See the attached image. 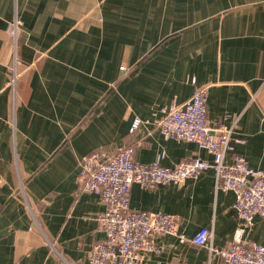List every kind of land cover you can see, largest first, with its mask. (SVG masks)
I'll list each match as a JSON object with an SVG mask.
<instances>
[{
    "label": "crops",
    "instance_id": "0c3cea01",
    "mask_svg": "<svg viewBox=\"0 0 264 264\" xmlns=\"http://www.w3.org/2000/svg\"><path fill=\"white\" fill-rule=\"evenodd\" d=\"M14 15L24 25L13 90ZM199 86L208 120L227 115L243 139L234 153L264 170V0H0V264H90L104 205L76 176L95 149L129 145L136 160L165 166L211 162L156 125ZM234 201L212 168L180 185L132 184L130 207L175 214L186 238L162 237L145 264H223L190 239L206 227L226 245L243 226ZM243 227L244 240L264 246V216Z\"/></svg>",
    "mask_w": 264,
    "mask_h": 264
},
{
    "label": "built area",
    "instance_id": "2783aa9c",
    "mask_svg": "<svg viewBox=\"0 0 264 264\" xmlns=\"http://www.w3.org/2000/svg\"><path fill=\"white\" fill-rule=\"evenodd\" d=\"M23 21L16 15L7 23L12 57L11 89L19 76V33ZM207 86L194 89L182 103H171L161 111L156 125L165 138L189 141L205 150L211 162L198 155L185 157L173 166L162 165L159 159L144 163L134 158V149L121 145L114 150L99 148L81 157L76 176L81 189L95 193L104 205L95 216L104 238L95 243L88 253L90 264H145L152 255L163 251L160 239L166 235L186 241L179 230L175 214L148 212L132 209L129 205L131 186L138 183L147 187L180 185L187 178H197L201 172L212 168L221 190L235 193L234 208L243 226L250 225L257 215L264 216V170L249 166L244 157L234 153L236 143L232 124L223 119L211 123L208 120ZM140 120L134 119L131 131L137 129ZM232 153L230 161L226 155ZM238 226L233 237L224 246H216L211 231L200 228L190 239L195 245L206 246L210 256H218L223 264H264V246L243 239L244 227ZM51 246L53 243L49 242Z\"/></svg>",
    "mask_w": 264,
    "mask_h": 264
}]
</instances>
